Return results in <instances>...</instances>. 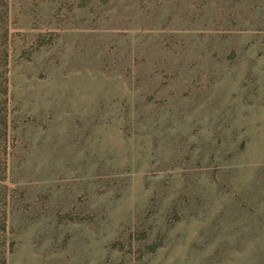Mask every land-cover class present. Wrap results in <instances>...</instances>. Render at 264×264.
I'll list each match as a JSON object with an SVG mask.
<instances>
[{"label": "rangeland", "instance_id": "obj_1", "mask_svg": "<svg viewBox=\"0 0 264 264\" xmlns=\"http://www.w3.org/2000/svg\"><path fill=\"white\" fill-rule=\"evenodd\" d=\"M0 264H264V0H0Z\"/></svg>", "mask_w": 264, "mask_h": 264}]
</instances>
